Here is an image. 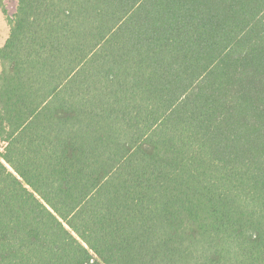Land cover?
<instances>
[{"label": "trees", "instance_id": "1", "mask_svg": "<svg viewBox=\"0 0 264 264\" xmlns=\"http://www.w3.org/2000/svg\"><path fill=\"white\" fill-rule=\"evenodd\" d=\"M17 1L0 264H264V0Z\"/></svg>", "mask_w": 264, "mask_h": 264}, {"label": "rangeland", "instance_id": "2", "mask_svg": "<svg viewBox=\"0 0 264 264\" xmlns=\"http://www.w3.org/2000/svg\"><path fill=\"white\" fill-rule=\"evenodd\" d=\"M17 0H0V48L5 45V41L10 34L9 18L17 12ZM1 70V64H0Z\"/></svg>", "mask_w": 264, "mask_h": 264}, {"label": "crops", "instance_id": "3", "mask_svg": "<svg viewBox=\"0 0 264 264\" xmlns=\"http://www.w3.org/2000/svg\"><path fill=\"white\" fill-rule=\"evenodd\" d=\"M9 35H10V34H9ZM8 38H9V36H8ZM8 38L6 39V41L8 40ZM6 41H5V42H6Z\"/></svg>", "mask_w": 264, "mask_h": 264}]
</instances>
